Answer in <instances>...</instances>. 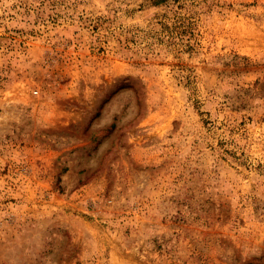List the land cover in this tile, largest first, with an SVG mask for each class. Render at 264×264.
I'll list each match as a JSON object with an SVG mask.
<instances>
[{"label": "rangeland", "instance_id": "obj_1", "mask_svg": "<svg viewBox=\"0 0 264 264\" xmlns=\"http://www.w3.org/2000/svg\"><path fill=\"white\" fill-rule=\"evenodd\" d=\"M0 264H264V0H0Z\"/></svg>", "mask_w": 264, "mask_h": 264}]
</instances>
